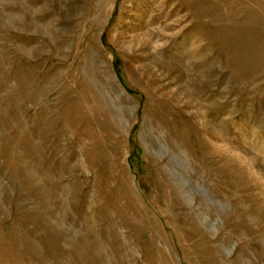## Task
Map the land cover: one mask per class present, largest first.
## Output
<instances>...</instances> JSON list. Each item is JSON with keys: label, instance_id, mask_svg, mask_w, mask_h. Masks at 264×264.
Here are the masks:
<instances>
[{"label": "rangeland", "instance_id": "obj_1", "mask_svg": "<svg viewBox=\"0 0 264 264\" xmlns=\"http://www.w3.org/2000/svg\"><path fill=\"white\" fill-rule=\"evenodd\" d=\"M0 264H264V0H0Z\"/></svg>", "mask_w": 264, "mask_h": 264}]
</instances>
